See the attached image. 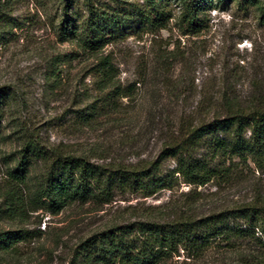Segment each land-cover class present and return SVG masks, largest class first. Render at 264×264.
Here are the masks:
<instances>
[{
    "label": "rangeland",
    "instance_id": "rangeland-1",
    "mask_svg": "<svg viewBox=\"0 0 264 264\" xmlns=\"http://www.w3.org/2000/svg\"><path fill=\"white\" fill-rule=\"evenodd\" d=\"M136 1L143 2L96 0L113 8ZM171 4L177 13L179 7ZM83 8L84 0H76L71 10L83 14ZM59 17L60 0H0V86L14 96L2 119L0 206L21 131L30 130L45 146L87 151L94 162L143 165L159 160L169 170L175 159L160 156L180 133L183 119L208 120L226 112L222 100L244 106L264 93V22L252 6L246 9L238 0L206 10L207 27L199 34H182L172 20L167 28L129 36L98 52L63 40L57 33ZM101 55H108L114 66L104 89L96 70ZM114 83L120 89L111 95ZM95 99L114 109L106 106L90 121L80 118L78 108ZM40 171L39 162L31 167L25 192L37 186ZM192 190L197 191L194 197ZM259 197L264 199V170L248 162L239 164L229 179L197 186L181 178L152 195L127 193L104 205L74 204L59 214L40 209L12 218L0 210V227L32 234L14 250L0 252V264H68L78 241L113 219L126 223L146 214L168 220L199 216ZM238 222L247 227L244 219ZM263 242L259 231L245 233L213 241L197 255L181 249L161 264H264Z\"/></svg>",
    "mask_w": 264,
    "mask_h": 264
},
{
    "label": "trees",
    "instance_id": "trees-1",
    "mask_svg": "<svg viewBox=\"0 0 264 264\" xmlns=\"http://www.w3.org/2000/svg\"><path fill=\"white\" fill-rule=\"evenodd\" d=\"M235 0H143L127 7L113 8L84 0V12L71 10L76 0H60L57 33L63 40H76L85 51L98 52L106 45L132 35L167 28L172 20L185 35L199 34L207 27L204 17L211 8L224 9ZM244 8L252 6L264 22V0H238ZM172 2L178 6L175 13ZM101 88L109 87L114 66L108 55H101L96 64ZM112 92L120 86L112 84ZM110 87V88H111ZM109 93V94H110ZM13 92L0 86V140L2 119L11 110ZM222 100L224 113L208 120L181 121L180 133L171 139L160 157H172L175 166L162 169L159 160L149 164L123 165L91 160L87 151L66 149L63 145L45 146L35 134L21 131L23 140L12 155L14 165L8 167V184L3 189L0 210L12 218L27 211L45 210L59 214L74 204L110 203L118 195L141 193L152 195L163 188H172L179 179L204 185L215 179H229L238 172L239 164L252 162L264 170V93L256 94L246 105L231 106ZM106 106L97 99L78 108L79 117H94ZM219 107L216 104L215 109ZM234 107V108H233ZM202 151V152H201ZM40 163L37 186L25 192L28 174ZM196 190H192V195ZM191 197H194L193 195ZM191 208L192 198L188 200ZM244 219L247 227L238 222ZM259 231L264 237V199L256 198L237 207L194 216L180 214L172 219L151 216L122 223H110L92 230L74 246L68 264H161L182 249L190 255L205 251L216 240ZM32 234L22 228L0 227V252L17 248ZM264 244V242H263Z\"/></svg>",
    "mask_w": 264,
    "mask_h": 264
}]
</instances>
